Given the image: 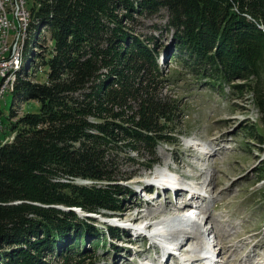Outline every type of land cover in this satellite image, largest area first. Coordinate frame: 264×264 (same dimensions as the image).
<instances>
[{
  "label": "trees",
  "instance_id": "trees-1",
  "mask_svg": "<svg viewBox=\"0 0 264 264\" xmlns=\"http://www.w3.org/2000/svg\"><path fill=\"white\" fill-rule=\"evenodd\" d=\"M37 2V10L29 9L33 31L46 28L53 43L48 57L40 58L47 78L31 82L26 71L19 74L22 68L0 77L6 93L39 106L15 123L11 108L14 139L5 142L0 133V264H47L43 258L55 253L62 264H83L79 244L91 235L100 243L93 219L50 207L97 215L121 211L123 191L130 194L119 184L127 181L118 164L126 149L138 155L145 149L152 166L157 146L177 140L176 129L167 126L174 123L178 102L159 94L166 81L158 42L133 33L125 22L135 23L134 14L152 17L166 10V31L174 33L172 59L213 86L252 77L259 85L264 0ZM28 51L22 65L31 66ZM250 86L234 88L242 92ZM255 94L263 111L259 87ZM1 115L0 110V122ZM109 233L118 238L117 231Z\"/></svg>",
  "mask_w": 264,
  "mask_h": 264
},
{
  "label": "rangeland",
  "instance_id": "rangeland-1",
  "mask_svg": "<svg viewBox=\"0 0 264 264\" xmlns=\"http://www.w3.org/2000/svg\"><path fill=\"white\" fill-rule=\"evenodd\" d=\"M38 8L37 0H28L26 6L28 12L29 9ZM133 16L136 19L135 23L125 22V24L131 27L135 34L155 37L160 47L158 62L162 79L166 81L160 85V96L175 100L179 106V111L174 116V123L167 126L169 129H176L174 137L177 140L157 146L155 152L157 161L163 169H166L165 166H170L171 170L178 168L181 174L190 173L192 177L173 176V179L179 184L185 182L187 186H191L184 180L190 181L191 178L192 182L199 186V190L205 192L206 197H201L205 216L210 218L208 228H213L212 241L217 250L223 249L218 258L221 261L219 264H264V179H262L264 107L262 111L255 94V90L259 87L264 101V70L259 85L252 77L248 82L236 80L231 85L213 86L205 78L192 75L177 60L171 58L170 54L176 52L174 33L166 31L168 24L166 10L152 17L145 14ZM31 19L33 21L32 16ZM34 23L29 33L23 32L24 30L19 31L20 46L24 51L29 49L33 61L31 66L25 63L23 67H19L22 68L19 74L26 71L29 78L24 79L44 82L48 68L45 67L43 72L40 58L48 57L53 49V43L46 28L41 27L33 31ZM13 77L14 75L11 79ZM239 84H251V86L241 92L234 88ZM38 107L35 101L25 103L20 97L16 98L13 92L3 96L0 100L2 111L0 133L6 136L5 142H11L15 136L10 133L11 108L14 112L12 121L15 123L24 114L36 112ZM125 152L118 164L120 176L127 181L119 184L134 195L123 191L121 211L102 210L100 213L104 214L97 215L84 213L78 208L53 206L60 207L59 210L63 212L75 211L81 220L93 219L92 223L98 229L100 243L95 235H91L86 246L79 244V249L83 252L81 258L83 264H131L133 261L137 262V259H140L141 264H154L152 259L157 255L149 250V247L152 246L153 249L156 245L153 247L151 241L138 240L136 243L132 233H125L123 229L129 228V225L143 226L140 225L141 221L135 220L136 218L140 220L145 218L143 221L149 223L150 218L155 217L157 223L163 220L167 223L176 214L178 208L176 206L182 203L181 198L174 199L172 192L159 191L158 193L161 194L156 195L154 187L144 184L153 181L155 177L151 179V175L159 170V165L155 168L150 166L153 159L145 149H141L140 155L130 148ZM77 184L91 185L90 182L82 181H78ZM140 185L153 190L148 196L146 195V198H151L147 203L144 201L145 198L142 199L137 193ZM181 194L179 190L177 195L181 196ZM92 215L94 216L91 217ZM116 221L117 225H111L117 223ZM110 230L117 231V239L110 235ZM101 233L105 236L103 237ZM198 239V236H195L193 241L188 239L185 248L196 245ZM131 242L137 245L136 249L131 246ZM60 244L63 248L66 245L61 242L57 245ZM140 249H142L141 254L135 253ZM56 255L55 253L47 256L42 261L47 264H62ZM169 264H179V261L172 257Z\"/></svg>",
  "mask_w": 264,
  "mask_h": 264
},
{
  "label": "bare ground",
  "instance_id": "bare-ground-1",
  "mask_svg": "<svg viewBox=\"0 0 264 264\" xmlns=\"http://www.w3.org/2000/svg\"><path fill=\"white\" fill-rule=\"evenodd\" d=\"M31 13L30 12H28L27 11V9H26V19L24 20V22H23V32H26V31H28V29H29V27H30V24H31V21H32V19H31ZM12 22H13V12H6L5 13V25H12ZM21 31V30H20ZM20 44H21V38L19 37L18 38V52L16 53V55H15V58H14V62L13 63H8V64H6L5 65V67L0 71V77H2V78H6L7 77V75H9V74H12L13 72H16L18 69H20L19 67H21L22 66V63L24 62L23 60H24V49H22L21 48V46H20ZM18 68V69H17ZM7 89H8V85H7V82H4V84H2L1 86H0V97H1V91H7ZM1 130V129H0ZM207 154V153H206ZM175 169H177V170H179L178 168H176L175 167ZM165 177H167L168 179L166 180V181H168V182H166L165 181V179H162V181H164V184H167V185H169V184H172L173 185V187L175 188V187H179L178 188V191L180 190L181 191V196H179V195H177L178 194V191L176 192V194H175V196L178 198H181L183 195H186V193L187 192H185V190L184 189H182L181 187H180V184L178 183V182H176L175 181V179H173V176H170V175H165ZM179 178H181V177H183V178H188V177H192V175H190V174H188V173H183V174H181V175H179L178 176ZM155 181H161V179H158L157 177H155V179H153V181L152 182H155ZM151 181H148V182H146V183H144L145 185H150V186H152V187H154V189H155V191H156V193H158L160 190H157L156 189V187L154 186V185H152L151 183H150ZM157 183V185L159 184V185H161V183L160 182H156ZM179 184V185H178ZM189 187V186H188ZM159 189H160V187H158ZM192 188V187H191ZM168 188H167V186L165 187V190H163V191H168L167 190ZM137 193L141 196V198L142 199H144L145 198V202L147 203L148 202V198L146 199V195H147V192L148 191H153V190H148V188H146V187H144V186H142V185H140V186H138V188H137ZM162 191V192H163ZM190 194H191V192H189ZM130 194H132V195H134L133 193H130ZM188 194V193H187ZM193 196V195H192ZM198 197L197 198H199V201H200V203L201 202H203L202 200V197L200 196V195H197ZM150 203V202H149ZM202 204V203H201ZM203 205V204H202ZM176 213V212H175ZM177 214V213H176ZM112 215V214H111ZM192 214H190L188 217H190ZM174 217V216H173ZM173 217L172 218H170V219H172V220H174L173 219ZM187 216H185V218H183L182 220H180V221H177V220H175L176 222H173L172 220H169V221H172L173 222V224H171V225H167V223H165L164 221L165 220H163L162 222H158L157 223V219H155V217L154 218H150V220H151V222H149L150 223V226L153 228V229H151L150 230V226L149 227H147L146 229L147 230H150V232H152V233H155V237L156 236H158V240H160V242H163V244H166V241H164V240H162V239H164V234L166 233V235L167 236H169L170 235V237L171 238H174V241H172V242H175V241H178V240H184V239H186V238H188V239H192V241L195 239L194 238V236L196 235L197 236V234H189V233H187L186 231H183L182 230V225L183 226H193V227H196L197 229H200L201 228V226L200 225H197V224H194V225H191V220H189V219H187L186 218ZM143 218V217H142ZM145 218H143V219H141V220H144ZM209 217L207 218V221H209ZM135 220H140V219H135ZM168 221V222H169ZM117 222V221H116ZM162 223V224H161ZM118 224V222L117 223H115V225H117ZM163 224H165V225H163ZM206 224H208L207 226H206ZM206 224H205V226L206 227H204L202 230H198L199 231V233H198V235L200 236V239L202 238V240L205 238V236H203V234H206V232L208 233L209 232V234L208 235H212L213 234V228L211 227V229L210 228H208L209 227V224L210 223H207L206 222ZM163 225V226H162ZM123 227V226H122ZM169 228V229H167V228ZM126 228V227H125ZM123 229V228H122ZM137 230H140V229H138L137 227H136V229H134V226L132 227L131 226V228H130V225H129V228H126V229H123V231L125 232V233H132L131 235L132 236H134V239H135V242L136 241H138V240H140V241H143V242H146L147 240L146 239H144V237H143V235H142V233L141 232H139V231H137ZM122 232V231H121ZM159 234V235H158ZM99 235V234H98ZM101 235L104 237L105 236V234H102L101 233ZM99 239H100V237H99ZM117 239V238H116ZM221 241V240H220ZM157 242V241H156ZM156 242H152L153 244V247L155 246L156 248H153L152 249V246H150L149 247V250L151 249L152 251H154L155 253H156V257L154 258V257H152V258H154V259H152V261L154 262V264H169V262H170V259L172 258V257H170L169 258V260L167 261V262H160L159 260L161 259V257H160V252H159V250H158V244L156 243ZM188 242V241H187ZM137 243V242H136ZM178 243V242H177ZM130 244H132L131 246L132 247H134V249H136L135 247H137V245L135 244L134 245V243L133 242H131ZM179 244V243H178ZM205 245H208V244H205ZM172 246H174V244H172ZM183 247H186V244L185 245H183ZM209 247V246H208ZM139 248H141V247H139ZM255 249L257 248V247H254ZM157 249V250H156ZM176 249V248H175ZM174 249V250H175ZM177 250V249H176ZM223 249L221 248V249H219V250H217V248H215V246L213 247V251L214 252H217V253H219V255H220V253H222L221 251H222ZM151 251V252H152ZM135 253H142V249H140V250H138V251H135ZM154 253V254H155ZM151 254V253H150ZM195 258H199L198 256L197 257H195ZM195 258L193 259V261H192V263L193 264H196L198 261L197 260H195ZM200 260V259H199ZM200 262V261H199ZM133 264H141V261H140V259H137V262H135V261H133L132 262ZM131 263V264H132ZM145 263V262H144ZM248 264V263H247Z\"/></svg>",
  "mask_w": 264,
  "mask_h": 264
},
{
  "label": "built area",
  "instance_id": "built-area-1",
  "mask_svg": "<svg viewBox=\"0 0 264 264\" xmlns=\"http://www.w3.org/2000/svg\"><path fill=\"white\" fill-rule=\"evenodd\" d=\"M28 0H0V71L13 63L18 52L19 31L23 30ZM13 12L12 25H5V13ZM6 91H1L0 100Z\"/></svg>",
  "mask_w": 264,
  "mask_h": 264
},
{
  "label": "water",
  "instance_id": "water-1",
  "mask_svg": "<svg viewBox=\"0 0 264 264\" xmlns=\"http://www.w3.org/2000/svg\"><path fill=\"white\" fill-rule=\"evenodd\" d=\"M52 208H58V207H53V206H52ZM58 209H61V208L59 207Z\"/></svg>",
  "mask_w": 264,
  "mask_h": 264
}]
</instances>
